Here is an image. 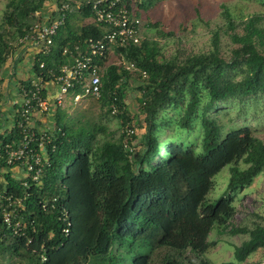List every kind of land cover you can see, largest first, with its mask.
Returning <instances> with one entry per match:
<instances>
[{
	"label": "trees",
	"instance_id": "16d2710c",
	"mask_svg": "<svg viewBox=\"0 0 264 264\" xmlns=\"http://www.w3.org/2000/svg\"><path fill=\"white\" fill-rule=\"evenodd\" d=\"M91 1L10 0L0 25V70L7 55L20 47L15 46L17 40L39 20L36 15L41 16L46 6L55 10L57 3L69 2L74 12L55 37L52 54L38 55L33 66L34 73L44 63L42 71L58 74L70 62L63 53L66 46L97 41L105 34L95 21ZM157 1L161 0H138L135 16L140 19L142 11ZM223 15L231 42L237 45L229 60L221 55L219 31L213 33L209 52L182 61L164 58L159 42L142 33L139 44L115 47L114 54L124 63L106 66L100 98H88L120 117L121 141L100 146L95 144V130L74 129L64 110L66 102H73L67 99L54 112L55 129L48 130L52 140L46 147L50 159L46 173L35 182L19 167L0 166V196H5L0 206L11 208L17 217L9 227L0 208L4 263L18 257L26 264H154L153 254L166 249L160 264H181L188 252L199 257L215 247L218 242H211L210 235L223 229L232 236H250L235 247L233 260L223 264H248L253 254L264 249L263 224L248 228L231 223L237 195L264 173V142L247 127L224 132L219 113L211 115L219 107L236 108L264 95V17L241 21L242 32H237L225 6ZM87 19L92 23L80 24ZM128 64L146 72L147 78L128 70ZM133 74L139 80L145 114L138 152L132 148L137 133L128 147L124 134L128 124L134 126L126 105ZM115 108L117 114L112 113ZM224 111L231 117L228 109ZM193 134L198 135L196 141L191 140ZM19 141L14 125L12 132L0 137V147L17 146ZM228 167L226 191L209 202L214 180ZM5 168L7 172L2 171ZM13 168L21 171V178L9 171Z\"/></svg>",
	"mask_w": 264,
	"mask_h": 264
},
{
	"label": "rangeland",
	"instance_id": "374dc122",
	"mask_svg": "<svg viewBox=\"0 0 264 264\" xmlns=\"http://www.w3.org/2000/svg\"><path fill=\"white\" fill-rule=\"evenodd\" d=\"M5 2L6 0H0V23L7 10ZM223 6L229 10L232 20L237 25V32H242L241 21H246L254 15L264 17V0H161L142 11L140 18L142 36L159 42L164 58H176L182 61L190 55L209 52L212 49L213 33L219 31L221 55L229 60L237 45L231 42L229 33H227L228 21L223 15ZM149 23L158 24V27L150 28L147 26ZM262 26H264V21ZM170 33L172 35H169ZM118 62L120 59L114 55L110 57L107 66ZM235 76L236 79L240 78L237 74ZM131 79L133 82L128 87L126 105L130 123L135 126L137 132L132 148L134 152H138L141 148L140 139L145 133V114L140 106V94L137 89L139 80L134 74ZM4 104L5 106L9 104L6 97ZM65 105L67 119L71 121L74 129L95 130V144L101 146L106 142H119L123 139L122 120L120 117L108 114L107 108H104L100 101L85 98L78 103L66 102ZM225 109L229 110L231 117L226 115ZM168 113L169 116L173 115L171 110ZM218 113L224 132L229 131L230 128L247 127L252 130L256 138L264 142V95L259 99H249L243 105H237L236 108L219 107L211 115ZM8 123L13 128L14 121L8 119ZM197 136L191 135V140L196 141ZM229 175L230 168L228 167L216 177L214 188L208 195L209 202L216 201L226 191ZM235 208L236 216L231 222L232 226L254 228L257 224L264 225V173L259 175L250 187L237 195ZM249 239L250 236L247 234L232 236L224 229L214 231L210 235V241L218 242L217 245L199 257L188 252L181 264H203L202 260H207L211 264L232 261L235 247ZM165 252L166 249H159L153 254L154 264H160ZM3 260L1 254L0 264H26L18 257H12L5 263ZM262 260H264V249H259L247 262Z\"/></svg>",
	"mask_w": 264,
	"mask_h": 264
},
{
	"label": "built area",
	"instance_id": "2783aa9c",
	"mask_svg": "<svg viewBox=\"0 0 264 264\" xmlns=\"http://www.w3.org/2000/svg\"><path fill=\"white\" fill-rule=\"evenodd\" d=\"M137 2L138 0L91 1L95 21L104 27L105 34L97 41H78L71 47L66 46L63 53L71 57L70 62L61 66L58 74L53 70L48 73L42 71L45 69V64L42 63L41 71L33 74L30 84L21 87V106L15 119L20 141L17 146L6 144L0 147V166L5 164L7 167H19L24 170L25 176L31 175L35 182L46 173L50 167L46 147L52 139L48 130H39L34 125L35 113L49 115L57 107H64L67 99L78 103L88 97L100 98L102 74L110 57L115 55V47L124 48L130 44L140 43L142 22L135 16ZM73 12L74 7L71 3H57L52 16L45 21L36 20L25 37L17 40V44L34 48L36 57L38 55L49 57L52 54L55 37ZM121 63H124L122 59L113 64ZM126 68L132 72H139L143 79L147 78L146 72L137 69L134 64H128ZM49 88L54 90L51 100L48 98ZM117 112L118 109L115 108L112 113ZM136 133V128L128 124L124 131L126 146ZM24 184L27 186V181ZM4 198L5 196H0V204ZM11 200L12 196H8L6 201L9 207L12 205ZM2 206L0 208L4 221L10 227L17 217L15 218L11 208H8V211ZM19 226L20 222L16 221V228ZM259 264H264V261Z\"/></svg>",
	"mask_w": 264,
	"mask_h": 264
},
{
	"label": "crops",
	"instance_id": "0c3cea01",
	"mask_svg": "<svg viewBox=\"0 0 264 264\" xmlns=\"http://www.w3.org/2000/svg\"><path fill=\"white\" fill-rule=\"evenodd\" d=\"M10 0H6L5 4H8ZM4 4V5H5ZM7 11V10H6ZM5 11V12H6ZM54 13L53 6L49 9L46 6L41 11V16H35L36 19L40 21H45ZM1 19V17H0ZM3 18L0 25L2 24ZM80 24H90L92 23L91 19L84 20L83 22L79 21ZM78 24V23H77ZM76 24V25H77ZM12 44H15L13 42ZM15 46H18L15 45ZM7 63L0 70V137L6 136L13 131V128L8 123V119H12L15 123L16 113L21 106V86L22 83L30 79L34 74V62L36 59L34 48L20 46L14 51L7 55ZM53 88L48 90V98L51 100L53 96ZM7 98L9 104L5 106L4 98ZM54 112L49 115H44L40 112L35 113L34 125L39 130H54L55 120ZM15 125V124H14ZM1 171V170H0ZM2 171L7 172V168L2 169ZM12 172L13 176L21 178L22 173L19 169L13 168L9 170ZM3 178L0 176V181Z\"/></svg>",
	"mask_w": 264,
	"mask_h": 264
},
{
	"label": "clouds",
	"instance_id": "9594fccd",
	"mask_svg": "<svg viewBox=\"0 0 264 264\" xmlns=\"http://www.w3.org/2000/svg\"><path fill=\"white\" fill-rule=\"evenodd\" d=\"M264 260H262V261H260V262H253V263H251V262H248V264H259V263H261V262H263Z\"/></svg>",
	"mask_w": 264,
	"mask_h": 264
}]
</instances>
